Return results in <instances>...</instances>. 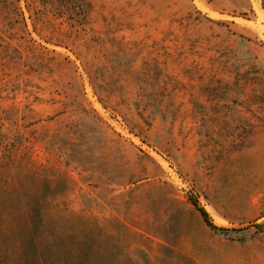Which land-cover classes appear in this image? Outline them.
<instances>
[{
	"label": "rangeland",
	"instance_id": "rangeland-1",
	"mask_svg": "<svg viewBox=\"0 0 264 264\" xmlns=\"http://www.w3.org/2000/svg\"><path fill=\"white\" fill-rule=\"evenodd\" d=\"M71 1L0 0V173L111 259L264 264V0Z\"/></svg>",
	"mask_w": 264,
	"mask_h": 264
},
{
	"label": "trees",
	"instance_id": "trees-1",
	"mask_svg": "<svg viewBox=\"0 0 264 264\" xmlns=\"http://www.w3.org/2000/svg\"><path fill=\"white\" fill-rule=\"evenodd\" d=\"M70 8L80 19L82 0H72ZM24 180L28 186H18L6 173H0V264H134L123 254L112 259L108 256L98 226L89 229L80 222L63 227L64 218L46 223L41 206L45 195L36 179ZM185 259L174 253L165 264Z\"/></svg>",
	"mask_w": 264,
	"mask_h": 264
},
{
	"label": "bare ground",
	"instance_id": "bare-ground-1",
	"mask_svg": "<svg viewBox=\"0 0 264 264\" xmlns=\"http://www.w3.org/2000/svg\"><path fill=\"white\" fill-rule=\"evenodd\" d=\"M257 8H259V7H257ZM258 11V10H257ZM258 13H260V12H258ZM264 15V14H263ZM264 17V16H263ZM260 18H262V15H261V17ZM261 20V19H260ZM263 33H264V30H263Z\"/></svg>",
	"mask_w": 264,
	"mask_h": 264
}]
</instances>
